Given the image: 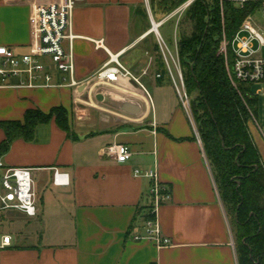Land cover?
Masks as SVG:
<instances>
[{
	"label": "crops",
	"instance_id": "crops-1",
	"mask_svg": "<svg viewBox=\"0 0 264 264\" xmlns=\"http://www.w3.org/2000/svg\"><path fill=\"white\" fill-rule=\"evenodd\" d=\"M58 1L0 0V44L28 51L34 3ZM138 6L148 10V0L77 2V88L23 86L16 79L0 86V119H23L29 108L48 112L62 105L74 132L68 134L53 118L40 123L32 139H14L0 156L7 164L32 167L36 196L43 189L38 213L30 216L41 231L13 234V244L0 250V264H239L234 230L203 142L174 83L158 76L155 31L136 13ZM159 32L176 79V43L174 55ZM118 52L133 75L98 79L95 74L110 53ZM5 137L0 127V143ZM115 142L132 148L128 161L105 153ZM56 168L69 173V184L54 183ZM137 168L156 169L171 192L157 213L171 238L168 245L135 238L144 232L154 203L153 179L135 175Z\"/></svg>",
	"mask_w": 264,
	"mask_h": 264
},
{
	"label": "trees",
	"instance_id": "trees-1",
	"mask_svg": "<svg viewBox=\"0 0 264 264\" xmlns=\"http://www.w3.org/2000/svg\"><path fill=\"white\" fill-rule=\"evenodd\" d=\"M188 1L149 0V5L154 18L163 20V27L172 21L170 14ZM256 7L254 2L242 6L223 0L221 6L219 0H191L174 25L179 65L204 151L234 230L239 264H264V161L250 127V111L256 114L260 96L250 94L249 83L232 82L219 47L223 34L232 38ZM136 13L149 16L146 6H138ZM153 50L160 77L168 76L174 83L157 39ZM232 55L229 47L230 64ZM53 118L68 134L74 133L68 110L62 105L48 112L29 108L23 119H0L6 133L0 156L14 139H32L36 127Z\"/></svg>",
	"mask_w": 264,
	"mask_h": 264
},
{
	"label": "built area",
	"instance_id": "built-area-1",
	"mask_svg": "<svg viewBox=\"0 0 264 264\" xmlns=\"http://www.w3.org/2000/svg\"><path fill=\"white\" fill-rule=\"evenodd\" d=\"M78 1L62 0L58 2L34 3L31 13V24L34 41L26 52H18L13 46L0 44V86L16 84L30 87L69 85L77 88L81 82L75 77L76 62L73 51V41L77 34L73 31V13ZM223 1V0H222ZM239 5L257 3V7L243 19L239 29L231 39L224 37L219 50L227 60L230 78L237 85L246 82L251 85L252 95L264 94V56L258 54L254 46L255 41L264 44V31L257 25L255 15L257 10L264 9V0H230ZM191 0L184 4L186 7ZM161 44L164 42L158 34ZM98 46H104L103 39L95 40ZM172 57L170 50L164 46ZM231 47L233 55L231 64L228 60V49ZM120 53H110V58L95 74L98 79L117 80L121 76H132V72L120 60ZM165 54V53H164ZM166 56V55H165ZM167 58V56H166ZM179 67V60L174 58ZM175 80L182 103L194 122L200 137L194 115L191 109L190 97L187 93L183 73L179 67V83ZM60 80H56V74ZM160 76V73H158ZM251 124H255L264 139V128L257 115L251 110ZM105 153L116 157L119 162L128 161L132 155V148L123 142H115L105 147ZM135 175L153 179L151 195L154 203L144 220V232L135 235L136 239L147 238L159 246L171 243V238L163 233L157 213L162 202L170 199L169 188L159 181L156 169H135ZM54 183L67 185L70 183L69 173L60 169L54 171ZM17 210L28 216L38 213V203L35 190L33 168L25 165H10L0 157V250L13 244V233L7 231L5 222L11 221Z\"/></svg>",
	"mask_w": 264,
	"mask_h": 264
},
{
	"label": "rangeland",
	"instance_id": "rangeland-1",
	"mask_svg": "<svg viewBox=\"0 0 264 264\" xmlns=\"http://www.w3.org/2000/svg\"><path fill=\"white\" fill-rule=\"evenodd\" d=\"M219 1H220L221 6H222V0H219ZM184 9H185V6L182 5L177 10H175L173 13L170 14L172 17L174 16L172 21L168 22L163 27L159 26V30L161 31V29H162L163 36H164L165 40L167 41V44L170 46L171 51L174 53V55H175V50H174L175 45L174 44H175V40H176V30L174 27L175 20L177 19V17L178 18L180 17V15ZM177 12L179 14L176 15ZM148 14H149V16L147 17V19H148L147 24L150 25V27H151L152 26L151 9H150V5H149V0H148ZM255 19H256L257 23L259 24V26L257 25V27L261 31H264V9L262 7H260L257 10L256 15H255ZM155 20L158 21L156 18H155ZM154 36L156 37V39L161 44L159 35L156 32H154ZM225 36L226 35L223 34L222 39H224ZM226 38H228V37H226ZM228 39H231V38H228ZM220 44H221V42H220ZM254 46L257 49L258 54L261 56H264V44H261L259 41H255ZM120 59L122 62L125 63L124 57H121ZM172 66H173L175 74H176V81H178L177 83H179L178 73H179V67L180 66L179 67H177V66L175 67L174 65H172ZM174 85L177 88L175 82H174ZM256 115L259 119V122L262 124V126L264 128V94L260 95L259 104H258V107L256 110ZM250 127H251V130L253 133V138H254L257 146L260 149V152L262 154V158L264 161V139H263V136L255 124L254 125L251 124ZM42 195H43V189L38 190L37 196H36L37 197V203H41ZM11 213L14 215V218L11 221L5 222V226H6L7 231H9L13 234L20 233L21 231L28 232V233L31 231H34V230L41 231L42 225H41V223L36 221V218L27 216L26 214H23L17 210H13V211H11Z\"/></svg>",
	"mask_w": 264,
	"mask_h": 264
},
{
	"label": "water",
	"instance_id": "water-1",
	"mask_svg": "<svg viewBox=\"0 0 264 264\" xmlns=\"http://www.w3.org/2000/svg\"><path fill=\"white\" fill-rule=\"evenodd\" d=\"M163 22V20L161 21H156L154 16L151 13V23H152V27L151 30H154L157 34H159V25Z\"/></svg>",
	"mask_w": 264,
	"mask_h": 264
}]
</instances>
